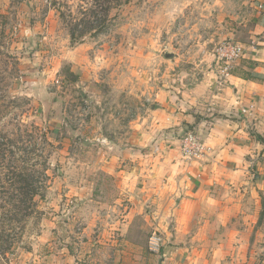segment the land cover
<instances>
[{
    "label": "rangeland",
    "instance_id": "obj_1",
    "mask_svg": "<svg viewBox=\"0 0 264 264\" xmlns=\"http://www.w3.org/2000/svg\"><path fill=\"white\" fill-rule=\"evenodd\" d=\"M94 2L0 0V264H166L180 243L156 157L185 158L196 129L159 95L218 77L229 40L264 50V0H128L87 29Z\"/></svg>",
    "mask_w": 264,
    "mask_h": 264
},
{
    "label": "crops",
    "instance_id": "obj_2",
    "mask_svg": "<svg viewBox=\"0 0 264 264\" xmlns=\"http://www.w3.org/2000/svg\"><path fill=\"white\" fill-rule=\"evenodd\" d=\"M232 73L159 95L174 125H193L204 141L191 164L180 154L156 157L170 170L176 203L167 237L180 243L166 264H254L264 242V50ZM158 169L148 172H167Z\"/></svg>",
    "mask_w": 264,
    "mask_h": 264
},
{
    "label": "built area",
    "instance_id": "obj_3",
    "mask_svg": "<svg viewBox=\"0 0 264 264\" xmlns=\"http://www.w3.org/2000/svg\"><path fill=\"white\" fill-rule=\"evenodd\" d=\"M248 48L234 40H229L217 49V65L220 68V77L222 79L232 75L237 65L249 54ZM182 149L184 150L185 158H197L204 153V141L198 132H188L182 140ZM162 236L154 231L150 237L149 248L154 251H158L161 246Z\"/></svg>",
    "mask_w": 264,
    "mask_h": 264
},
{
    "label": "trees",
    "instance_id": "obj_4",
    "mask_svg": "<svg viewBox=\"0 0 264 264\" xmlns=\"http://www.w3.org/2000/svg\"><path fill=\"white\" fill-rule=\"evenodd\" d=\"M126 1H128V0H95L93 6L91 8L90 7L88 8V10L90 9L88 12L82 11V13L84 14V17H85V19H83V23L85 24L87 29H90L89 24H91V28H92L93 26H95V22L102 23L104 19L101 18L100 13H107V14L109 13L110 14L112 9L116 8L119 5H122L123 2H126ZM85 13H89V14L91 13V17L87 18L85 16ZM106 16H108V15H106ZM91 18H93V19H91ZM66 22L68 25L72 26L71 28L74 27L75 29H78V25L76 23H73L72 20L69 19V21H67V19H66ZM70 30H71L72 36L75 37L76 36L75 31H73L72 29H70ZM79 31L81 34H82V32H84L82 30H79Z\"/></svg>",
    "mask_w": 264,
    "mask_h": 264
}]
</instances>
